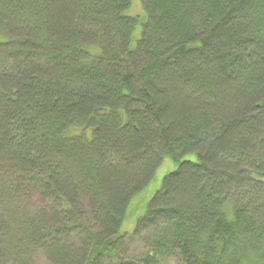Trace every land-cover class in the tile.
I'll list each match as a JSON object with an SVG mask.
<instances>
[{"label": "trees", "instance_id": "trees-1", "mask_svg": "<svg viewBox=\"0 0 264 264\" xmlns=\"http://www.w3.org/2000/svg\"><path fill=\"white\" fill-rule=\"evenodd\" d=\"M142 3L0 0V264H264V0Z\"/></svg>", "mask_w": 264, "mask_h": 264}, {"label": "rangeland", "instance_id": "rangeland-1", "mask_svg": "<svg viewBox=\"0 0 264 264\" xmlns=\"http://www.w3.org/2000/svg\"><path fill=\"white\" fill-rule=\"evenodd\" d=\"M126 13L130 16H134L138 19V22L135 26V29L132 33V42L131 47L134 49L138 47L139 40L141 39L144 24L147 22L148 16L147 12L144 9L142 0H131V6L126 11ZM98 52V50H94ZM80 129V127H77ZM74 131H78L77 129ZM82 131V130H80ZM74 133V132H72ZM69 133V134H72ZM75 135V134H72ZM180 160H191L197 161L199 157L196 153H188L183 155ZM178 165V161H175L171 156H165L162 163L157 168L155 176L153 180L140 192L135 194L129 203L127 213L122 223V231L133 233L138 220L144 216L146 213L149 201L155 196L157 190L161 187L164 176L170 171L174 170ZM30 203L35 205H45V202H40L37 198V195L31 193L30 195ZM81 207H83L82 211L84 213V217H90L88 213H90L88 204L85 200H81ZM83 222L87 223L86 220L82 219ZM146 248H148L143 242L142 237L139 235H126L122 241V250L123 255L126 258L138 260L142 254L145 253ZM13 264V263H11ZM32 264H49L42 252L37 251L34 254V258ZM162 264H176V260L174 258H170L164 261Z\"/></svg>", "mask_w": 264, "mask_h": 264}]
</instances>
